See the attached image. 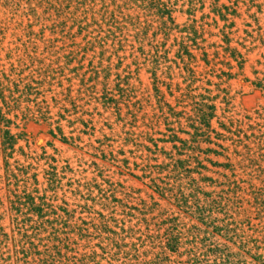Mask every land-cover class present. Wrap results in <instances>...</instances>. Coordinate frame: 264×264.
<instances>
[{"label": "trees", "instance_id": "obj_1", "mask_svg": "<svg viewBox=\"0 0 264 264\" xmlns=\"http://www.w3.org/2000/svg\"><path fill=\"white\" fill-rule=\"evenodd\" d=\"M120 1L124 4L112 2L107 35L99 43H89L94 54L100 50L98 64L84 63L91 48L68 51L64 41L62 53L50 46L39 52L29 46L31 32L23 48L9 50V61L3 63L0 58V170H4L0 191L4 187L7 191L0 194V264H264V240L240 233L242 224H251L252 217L240 220L241 186L233 163L204 158L232 171L231 177L225 174L226 181H221L205 174L209 168L198 156L203 143L229 150L219 143L225 139L234 141L240 164L249 160L251 165L258 153L253 145L258 137L247 131L259 128L264 136V124L241 129L243 122L226 116L227 96L221 83L212 79L233 77L231 67L225 71L217 66L224 64L222 57L237 58L241 52L231 46L227 32L221 39L225 46L214 45L210 51L205 23H176V10L169 1ZM204 2L190 0L186 13L193 14L197 3ZM130 4L137 14L129 13ZM213 7L223 20L228 19L223 12L226 6L215 2ZM128 25L136 31L133 41L143 55L136 58H144L137 65L152 74L157 97L152 115L139 116L144 106L137 109L136 105H142V100L133 101L130 81L114 72L119 67L113 66V56L122 59L120 51L132 42L123 37ZM172 34L179 36L169 44ZM176 78L182 80L175 82ZM122 104L128 108L125 115ZM101 105L115 109L112 114L120 121L129 118L130 124L125 125L143 128L121 133L126 143L146 152L141 155L144 162L158 161L151 166L153 174L146 177L166 206L153 196L149 202L99 173L90 178L69 177V166L59 168L56 158L34 157L17 147L20 137L12 127L19 118L56 124L53 136L57 130L64 142H75L79 136L73 134L86 131ZM220 110L224 114L219 115ZM219 118L228 119L217 121L223 131L213 127ZM64 122L73 128L72 135H66ZM162 122L165 133L159 131ZM182 133L190 138L181 137ZM161 142L173 143L171 150L160 147ZM258 151L257 158H264V148ZM211 152L219 154L210 147L203 150ZM45 158L47 167H42L40 160ZM34 161L39 164L33 165ZM6 214L9 226L3 224Z\"/></svg>", "mask_w": 264, "mask_h": 264}, {"label": "rangeland", "instance_id": "obj_2", "mask_svg": "<svg viewBox=\"0 0 264 264\" xmlns=\"http://www.w3.org/2000/svg\"><path fill=\"white\" fill-rule=\"evenodd\" d=\"M166 1L173 4L176 10L173 13L176 23L184 25L192 23L193 20L198 21L199 24L205 23L206 45L209 46L210 51L215 50L211 46L218 44L225 46V43L221 41L224 37L222 33H229L232 40L231 46L237 47L242 55L237 58L225 59L222 57L224 64L217 67L225 71H229L231 67V72L235 75L231 78L223 77L222 80L216 77L212 78L214 82L221 83L223 94L227 96L226 116L243 122L245 125L240 127L243 130H248L249 124H264V0H204V5L197 3L193 14L185 11L190 6L188 4L190 0ZM112 2L113 0H0V58L3 59L2 62L10 60L6 58L10 49L23 48L22 43L30 40L27 34L31 32L32 41H29V46H34L39 52L50 46L62 53V41H64L68 45V51L75 49L82 51L84 47L91 48L84 57V63L89 65L93 61L94 64H98L100 59L97 55L100 50L98 49L97 54H94L89 43H99L100 39L107 35L105 30L108 28L109 11L113 8ZM215 2L218 3V7L224 5L229 8V10L226 7L223 8L228 19L223 20L214 11L213 4ZM117 3L124 4L120 0H117ZM107 7L108 15L103 16ZM128 7L131 8L130 12L124 8L125 12L137 14L133 10V4ZM142 20H145V17ZM130 28L124 30L123 37L132 40V42L125 43L127 45L120 51L122 59L113 56V66L119 67V69H114V72L122 73V76L127 77L130 81L129 87H132L133 90L131 94L135 96L133 101L142 100V105L139 103L136 105L137 109L144 106L139 116L143 113L152 115L155 112L153 105L157 103L152 74L143 65L142 69H139L137 65V62L142 63L144 58H136L143 55L139 51L138 42L133 41L132 35L136 31L133 28L130 30ZM149 36H153V31L149 32ZM175 36H179V34H172L168 41L169 44L173 42ZM161 37L162 35H159V38ZM132 44H135V47ZM148 49L149 47H146V51ZM18 53L21 54L22 51ZM109 56V53L106 54L105 59ZM170 56H173V53ZM107 63L106 61L105 64ZM201 64L203 67V63ZM181 80L176 78L175 82ZM162 90L165 88L163 87ZM122 105L125 115L128 108L124 104ZM219 105L225 107V103L222 104L220 101ZM112 112H115V109L106 110L103 105L95 109L94 122L90 123L87 129L80 126L86 131L74 133L73 135L79 136L75 142H64L62 135L57 130H55L56 135L53 136L52 129H55L56 124L50 125L41 120L19 118L16 121V126H13L12 129L20 137L17 147H24L25 151L32 153L34 157L56 158L57 162L54 164H57L59 168L69 166V177L90 178L99 173L106 179L122 183L149 202L152 201L151 196H153L166 206L167 202L160 199V195L151 187L150 177H146L153 174L155 169L151 166L158 161L144 162L141 155L146 152L137 151L131 142L126 143L125 135L121 133L127 129L140 132L143 128L125 125V122L130 124V119L120 121L117 115L115 113L113 115ZM222 114L224 111L220 110L219 115ZM220 119L228 121L226 118L215 119L213 127L223 131L217 122ZM64 124L66 135H72L70 131L73 128L67 126L66 122ZM159 131L167 132L164 122H162ZM252 132H255L258 137L256 138L257 143L253 144L254 152L258 153H256L252 164L250 163L252 166L249 165V160L240 164L242 158L236 154V147L232 139L219 141L229 150H223L214 144L203 143L200 146L199 154L201 155L198 156H201L199 158L209 168L205 174L215 179L226 181L223 175L228 174V177H231L233 169L236 170L237 180L241 186L237 198L239 211H241L240 220L245 221L246 218L252 217L251 224H247V222L242 224L240 233L248 238L253 236L264 240V158L261 155L257 158L258 148H264V136L259 128L256 131L248 130L247 134L251 135ZM180 135L183 138H190L187 134ZM260 136L261 138H259ZM155 137L163 138L164 136L157 134ZM159 146L171 150L173 143L161 142ZM207 147L217 150L219 154L203 153ZM207 157L218 163L231 161L233 163L232 171L206 161L204 158ZM17 158L24 161L22 156H17ZM160 158V160L163 159V157ZM30 160L32 162V159ZM45 162L46 158L41 159L40 165L47 167ZM38 164L36 161L33 163L35 166ZM0 174L4 175L3 169L0 170ZM194 176L198 177L199 175L195 174ZM6 193L4 187L0 194ZM3 224L9 226V214H6ZM262 245L264 246V243Z\"/></svg>", "mask_w": 264, "mask_h": 264}]
</instances>
